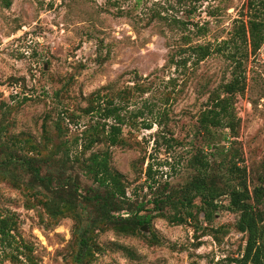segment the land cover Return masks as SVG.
<instances>
[{
    "label": "rangeland",
    "instance_id": "374dc122",
    "mask_svg": "<svg viewBox=\"0 0 264 264\" xmlns=\"http://www.w3.org/2000/svg\"><path fill=\"white\" fill-rule=\"evenodd\" d=\"M251 1L258 0H12L10 8L0 6V107L14 108L5 117L0 110V127L11 123L10 134L24 133L37 143L43 120L50 126L66 111L71 118L63 116L62 127L79 134L88 121L81 110L90 93L128 88L127 114L141 111L150 118L152 111L161 124L124 126L130 146L110 149L111 166L124 176L128 197L149 201L147 164H153L160 185L178 186L192 175L187 160L198 144L193 138L198 114L208 92L230 78L228 61L220 54L198 66L191 65V57L185 69L171 61L189 57L178 54L189 45L214 46L229 39L254 13ZM244 67L246 89L234 100L237 140L256 182L264 176V44ZM103 149L96 145L84 157ZM23 203L18 190L0 182V210L16 214L17 235L31 247L35 264H70L71 219L47 226L39 219L40 209L28 210ZM235 219L222 209L209 225L200 216L197 231L157 217L135 236L100 233L95 241L101 250L92 264H237L231 259H239L245 235L234 229ZM152 235L160 244L147 242ZM3 255L0 248V264H12ZM23 261L17 264H29Z\"/></svg>",
    "mask_w": 264,
    "mask_h": 264
},
{
    "label": "trees",
    "instance_id": "16d2710c",
    "mask_svg": "<svg viewBox=\"0 0 264 264\" xmlns=\"http://www.w3.org/2000/svg\"><path fill=\"white\" fill-rule=\"evenodd\" d=\"M11 5L12 0H0L3 8ZM249 6L254 13L240 21L229 39L214 46L189 45L178 51L181 56L188 52L189 57L171 61L185 69L191 57V65L198 66L212 54H220L228 61L230 78L208 92L206 107L198 114L193 134L198 144L187 160L192 175L178 186L169 182L160 185L155 179L153 164H147L144 184L151 191L147 202L138 203L128 197L124 176L111 166L110 149L130 146L123 133L124 126L134 129L140 125L150 129L155 122L161 124L156 119L159 114L152 111H149L150 118L144 117L141 111L127 114V103L132 95L128 88L102 87L90 93L81 110L88 121L79 134L62 127L63 116L71 118L66 111H61L50 126L43 120L37 143L27 134H10L11 123L1 125L0 182L22 194L24 208L40 209L39 219L47 226L71 219L67 258L70 264H92L96 252L101 250L95 241L100 233L111 230L135 236L140 234L142 226L150 225L157 217L173 225L190 224L197 231L200 216L209 225L215 212L222 209L236 216L233 227L245 235L239 259H231V262L264 264V176H257L254 182L244 165L243 151L237 140L240 119L234 109L236 96L243 95L246 89L245 63L264 44V0L251 1ZM258 7L262 15L257 13L261 11ZM64 90L57 91L55 96ZM5 106L4 111L0 107L3 117L14 110ZM99 144L106 149L92 151L84 157ZM81 176L90 183H84ZM17 226L14 212L0 210L3 257L12 264L24 259L35 264L31 247L22 243L17 235ZM147 242L160 244L155 235ZM20 255L24 259H19Z\"/></svg>",
    "mask_w": 264,
    "mask_h": 264
},
{
    "label": "water",
    "instance_id": "95a60500",
    "mask_svg": "<svg viewBox=\"0 0 264 264\" xmlns=\"http://www.w3.org/2000/svg\"><path fill=\"white\" fill-rule=\"evenodd\" d=\"M145 228H146V226H143V227H142V230H145Z\"/></svg>",
    "mask_w": 264,
    "mask_h": 264
}]
</instances>
